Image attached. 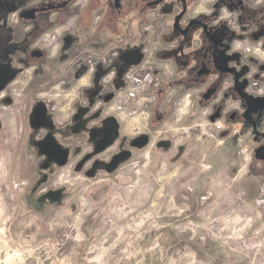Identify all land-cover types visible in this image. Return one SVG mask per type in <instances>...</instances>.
Wrapping results in <instances>:
<instances>
[{"label": "rangeland", "instance_id": "374dc122", "mask_svg": "<svg viewBox=\"0 0 264 264\" xmlns=\"http://www.w3.org/2000/svg\"><path fill=\"white\" fill-rule=\"evenodd\" d=\"M208 1L192 0V10H208ZM84 2L0 0V264H264V161L254 155L251 127L240 118L210 120L211 105L195 103V90H163L158 104L170 105L152 125V91L129 80L103 114H116L128 136L148 129L144 147L120 164L119 155L108 161L111 148L80 170L75 160L89 146L62 140L80 149L48 170L43 131L33 127L73 122L77 131L78 109L101 113L100 101L90 100L96 90L77 103L88 82L77 79H89L74 78L78 58L57 63L61 31L76 19L71 7ZM257 44L233 43L251 61L243 88L251 97L264 95ZM238 107L235 96L225 101V111Z\"/></svg>", "mask_w": 264, "mask_h": 264}, {"label": "flooded vegetation", "instance_id": "af4514ba", "mask_svg": "<svg viewBox=\"0 0 264 264\" xmlns=\"http://www.w3.org/2000/svg\"><path fill=\"white\" fill-rule=\"evenodd\" d=\"M208 2L211 7L208 10H192V0H85L82 5L71 7L76 19L67 30L61 31L57 63L71 55L73 63L78 58L71 67L74 78L80 73H89V79H77L88 81L77 103L89 99V92L96 90L90 100L100 101L101 113L92 118L80 114L79 109L76 115L74 111L72 114L77 121H83L81 130L77 131L73 122L62 126L43 124L42 129H36L37 125L33 127L35 135L43 131V152L50 158L48 170L53 171L73 158L74 150L80 147L71 143L79 138H84L89 146V150L75 160L74 167L80 170L111 148L114 150L108 161L119 155L120 164L144 147L149 140L148 129L128 136L121 132V121L116 114H103V106L112 101L117 90L127 86L129 80L152 91V125L164 118L170 105V101H163V107L158 104L163 90H195V103L211 105L209 119L213 116L215 119L240 118L250 125L251 138L257 144L254 155L264 161V95L261 91L251 97L243 91L250 83L244 74L251 61L243 59L239 48L233 46L235 41L246 38L258 43L255 52H264V0ZM84 13L91 16L88 22ZM145 26L153 33H148ZM151 42H156L151 61L141 65ZM46 58L45 55V62ZM257 64L264 69V63ZM102 78L107 79L102 81ZM224 82L228 84L225 89ZM233 96L239 100V107L225 111V101ZM36 119L34 116V123ZM58 128L62 137L54 132ZM108 134L114 136L113 141L96 153L97 143ZM67 139L71 143L61 142ZM157 144L163 145V142Z\"/></svg>", "mask_w": 264, "mask_h": 264}, {"label": "water", "instance_id": "95a60500", "mask_svg": "<svg viewBox=\"0 0 264 264\" xmlns=\"http://www.w3.org/2000/svg\"><path fill=\"white\" fill-rule=\"evenodd\" d=\"M215 117H211L210 120H214ZM114 139V136L111 135V134H108L106 135L104 138H102L96 145V148H95V152L96 153H99L101 151H103L107 146H109L111 144V142L113 141Z\"/></svg>", "mask_w": 264, "mask_h": 264}, {"label": "built area", "instance_id": "2783aa9c", "mask_svg": "<svg viewBox=\"0 0 264 264\" xmlns=\"http://www.w3.org/2000/svg\"><path fill=\"white\" fill-rule=\"evenodd\" d=\"M257 54L260 56H262L263 57V59H264V52H262V51H257ZM259 92H261V91H259ZM238 133V130H236L235 131V133ZM241 146V145H240ZM239 152H240V154H242V155H246L247 153H249V151H248V148H246V147H241L240 149H239Z\"/></svg>", "mask_w": 264, "mask_h": 264}]
</instances>
